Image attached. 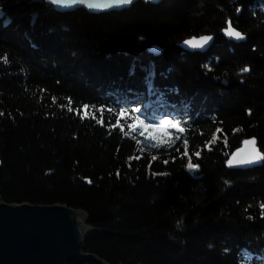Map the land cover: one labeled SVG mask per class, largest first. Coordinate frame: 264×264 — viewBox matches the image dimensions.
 <instances>
[{
	"label": "trees",
	"instance_id": "16d2710c",
	"mask_svg": "<svg viewBox=\"0 0 264 264\" xmlns=\"http://www.w3.org/2000/svg\"><path fill=\"white\" fill-rule=\"evenodd\" d=\"M144 130L180 143L148 151ZM251 137L262 164L228 169ZM0 202L84 211L108 264H264V0H0Z\"/></svg>",
	"mask_w": 264,
	"mask_h": 264
},
{
	"label": "water",
	"instance_id": "95a60500",
	"mask_svg": "<svg viewBox=\"0 0 264 264\" xmlns=\"http://www.w3.org/2000/svg\"><path fill=\"white\" fill-rule=\"evenodd\" d=\"M163 0H132L129 5L113 3V0H49L53 9L60 13L84 9L98 15L129 10L137 3L158 5ZM99 5V6H97ZM230 23L221 32L227 41L235 44L244 43L246 38L230 36ZM239 32V31H238ZM205 37H212L206 44ZM186 41L199 42L196 47ZM214 42L213 36L192 37L186 39L179 48L188 53H205ZM149 52L154 56L161 50L152 47ZM258 153L261 159L255 160ZM251 160L252 162H246ZM263 154L254 137L241 142L228 157V169L247 170L259 167ZM108 231L94 228L88 224L87 215L79 209L61 204L32 205L29 203L8 204L0 202V264H108L105 260L85 252V242Z\"/></svg>",
	"mask_w": 264,
	"mask_h": 264
},
{
	"label": "rangeland",
	"instance_id": "374dc122",
	"mask_svg": "<svg viewBox=\"0 0 264 264\" xmlns=\"http://www.w3.org/2000/svg\"><path fill=\"white\" fill-rule=\"evenodd\" d=\"M172 124L166 126V128L175 130L177 127H174L173 125H175L176 123L174 122V124L173 125ZM168 133H169V135L172 136L169 140H166V139L159 140V139L155 138V136L151 132H146V130H144L143 136H142L143 144L145 145V147L147 148L148 151H160L161 148L166 147V144H164V143H167L170 141L169 146L171 144H179L180 143V139H177L175 134H172L170 132H168ZM172 148H173V146L171 147V149Z\"/></svg>",
	"mask_w": 264,
	"mask_h": 264
},
{
	"label": "snow or ice",
	"instance_id": "6c2138e0",
	"mask_svg": "<svg viewBox=\"0 0 264 264\" xmlns=\"http://www.w3.org/2000/svg\"><path fill=\"white\" fill-rule=\"evenodd\" d=\"M73 2H75V0H73ZM113 3L121 4V5H129V4L132 3V0H113ZM97 6H99V5H97ZM228 34H229L230 36H235V37H237V38H240V37H241V33H240V32H238V31H232L231 29H229V33H228ZM211 39H212V37H205L204 40H203V43L206 44V43H207L209 40H211ZM186 43H188V44H193V46H196V47L202 46L199 42L186 41ZM245 71H247V69H245ZM164 123H165V125L171 124L170 121H165ZM173 126L179 128V124H178V123L175 124V125H173ZM180 131H183V129H180ZM253 158H254L255 160H259V159H261V157L259 156L258 153H254V154H253ZM246 162H252V161L249 160V161H246ZM188 167H189V168H192L193 165L189 164Z\"/></svg>",
	"mask_w": 264,
	"mask_h": 264
}]
</instances>
